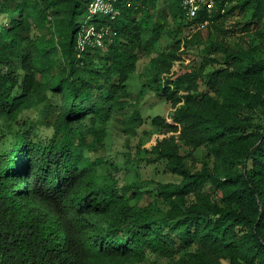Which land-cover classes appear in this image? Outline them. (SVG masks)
Wrapping results in <instances>:
<instances>
[{
    "label": "trees",
    "instance_id": "obj_1",
    "mask_svg": "<svg viewBox=\"0 0 264 264\" xmlns=\"http://www.w3.org/2000/svg\"><path fill=\"white\" fill-rule=\"evenodd\" d=\"M89 2L0 0V264H264V0L193 18L181 0H117L101 18ZM237 10L260 45L233 40ZM163 35L153 88L174 110L152 118L163 136L147 160L181 180L152 194L98 170L107 122ZM192 45L201 60L184 69Z\"/></svg>",
    "mask_w": 264,
    "mask_h": 264
},
{
    "label": "rangeland",
    "instance_id": "obj_2",
    "mask_svg": "<svg viewBox=\"0 0 264 264\" xmlns=\"http://www.w3.org/2000/svg\"><path fill=\"white\" fill-rule=\"evenodd\" d=\"M102 16H104L103 13L97 15L98 18ZM243 16V12L237 10L227 18L225 25L234 27V30L230 31L233 40L240 42L246 40V44L260 45L254 30L243 33L238 32V28L234 26V22L242 19ZM203 34H205L204 28ZM168 45L169 38L163 35L151 48L150 53L141 54L137 69L127 82L128 90L131 92V97H128L130 102L118 109L113 118L107 122L106 145L100 152L105 156L106 161L99 166L98 170L104 180H118L120 185L137 182L143 189L148 192L152 191V194L156 191L158 182L178 183L181 180L179 175L165 170L163 161L149 162L147 160L153 155L149 149L156 142V138L163 136L160 128L152 124V118L161 115L168 119L174 110L171 103L162 98L153 88L156 84L155 65L151 59ZM183 48L182 46L180 51ZM199 52V47L192 45L188 53H181V65H184L182 67L185 69L200 61ZM177 63L174 69L179 67ZM137 112H139L140 119L134 121L132 116ZM132 125L134 127H131ZM152 260L156 262L155 264H169L165 259H157L153 256Z\"/></svg>",
    "mask_w": 264,
    "mask_h": 264
},
{
    "label": "built area",
    "instance_id": "obj_3",
    "mask_svg": "<svg viewBox=\"0 0 264 264\" xmlns=\"http://www.w3.org/2000/svg\"><path fill=\"white\" fill-rule=\"evenodd\" d=\"M117 0H90L89 12L92 14L103 13V15H110L112 17L119 14V8L116 4ZM182 7L188 18H193L197 15L202 4L208 3V6L213 5V0H181ZM104 31H99L96 36V43L100 46L104 45ZM83 45V42H81Z\"/></svg>",
    "mask_w": 264,
    "mask_h": 264
}]
</instances>
